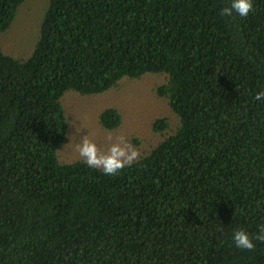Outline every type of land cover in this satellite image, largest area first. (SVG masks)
I'll return each instance as SVG.
<instances>
[{
  "label": "trees",
  "instance_id": "trees-1",
  "mask_svg": "<svg viewBox=\"0 0 264 264\" xmlns=\"http://www.w3.org/2000/svg\"><path fill=\"white\" fill-rule=\"evenodd\" d=\"M23 1L0 0V33ZM229 2L47 0L31 51L0 50V264H264L232 241L264 225V0ZM146 74L174 130L114 176L61 162L65 93Z\"/></svg>",
  "mask_w": 264,
  "mask_h": 264
},
{
  "label": "rangeland",
  "instance_id": "rangeland-1",
  "mask_svg": "<svg viewBox=\"0 0 264 264\" xmlns=\"http://www.w3.org/2000/svg\"><path fill=\"white\" fill-rule=\"evenodd\" d=\"M47 0H24L18 7L10 26L0 33V50L14 57L25 56L31 51ZM164 81L163 75L146 74L138 79H121L116 86L98 94L81 95L66 92L62 105L68 118V132L58 150L61 162L79 160L76 145L82 136L106 150L109 133L123 135L140 152L148 151L164 134L174 130L177 118L170 111L167 101L158 97L154 89ZM107 107L120 114L119 125L107 130L101 127L98 115ZM167 117L169 128L164 133L154 132L151 123L155 118Z\"/></svg>",
  "mask_w": 264,
  "mask_h": 264
},
{
  "label": "clouds",
  "instance_id": "clouds-1",
  "mask_svg": "<svg viewBox=\"0 0 264 264\" xmlns=\"http://www.w3.org/2000/svg\"><path fill=\"white\" fill-rule=\"evenodd\" d=\"M253 11L252 0H230L228 6L220 11L223 17H231L233 13L246 18ZM257 101L264 100V90L255 94ZM108 145L106 150H101L95 142L89 139L88 134L81 137L76 145L79 158L92 169L101 171L106 176L117 175L125 167H131L140 159L139 150L123 135L113 136L109 133L106 137ZM253 240L264 242V225L259 226V231L250 237L244 230H234L232 241L236 248L253 251L256 245Z\"/></svg>",
  "mask_w": 264,
  "mask_h": 264
}]
</instances>
